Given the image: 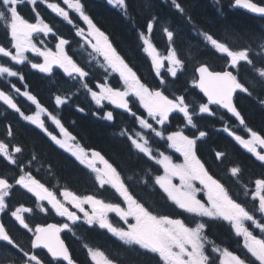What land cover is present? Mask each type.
<instances>
[{
  "label": "snow or ice",
  "instance_id": "snow-or-ice-1",
  "mask_svg": "<svg viewBox=\"0 0 264 264\" xmlns=\"http://www.w3.org/2000/svg\"><path fill=\"white\" fill-rule=\"evenodd\" d=\"M38 2L72 26L78 42L91 50V61L82 65L69 54L71 41L59 36L54 25L40 15ZM106 2L119 9L124 18L132 19L130 9L136 7V0ZM161 2L195 27L184 0ZM216 3L219 4L220 0H216ZM24 4L31 6L35 22H30L21 14L20 8ZM233 6L264 17V0H233ZM139 7L143 11H150L152 0H142ZM75 18L82 21L84 26L76 23ZM157 23L158 17L151 15L146 25L147 35L139 33L142 51L150 58L151 67L158 78L153 86L138 74V70L117 50L110 36L94 22L86 12L83 0H0V29L9 39L8 46L0 45V57L10 62H0V79L10 85V91L0 89V103L38 129L56 149L78 162L87 170L98 190H111L117 198L115 202H107L96 194L80 195L67 186L61 187L59 182L54 187L46 186L33 175L34 165L40 163L38 155L33 151L29 159L22 160L20 154L25 149L14 142L13 128L8 125L5 138L0 139V159L15 169L13 176L7 172L0 173V252H7L11 256L6 264H78L61 238L63 232L71 233L81 241L86 264H121L118 252L109 253L90 245L77 234L78 227L105 230L121 249L156 258L157 264H264V178L249 181L254 183V188H250L249 183L243 180V168L239 164L230 166L223 177L213 174L207 162L198 155V142L203 141L209 133L199 128L195 119L206 114L209 117L219 116L223 120L224 114H230L244 127L250 139L236 134L227 124L222 130L264 166V152L260 151L264 149V135L248 127L245 116L234 101L237 93L249 97L257 94L258 102L264 106V95H260L264 93V37L260 39L258 50L251 44L235 48L230 43L231 37L216 36L196 28V35L203 46L212 54L222 57L227 70H215L205 61H196L190 84L202 97L198 104H190L185 94L169 93V81L161 76L165 60L169 64L167 72L173 80L187 68L186 59L181 58L176 48L171 46L175 33L167 27L163 31L170 49L166 56L160 55L151 40ZM49 35L58 41L55 51L45 42L44 38ZM28 53L42 58V62H34ZM192 59L195 60L194 57ZM25 64L48 77L53 76L54 68L61 69L73 89L71 95L83 91L96 106L97 111L93 115L103 121L115 120L114 112L106 109L105 102L127 113L132 118L133 127H122L116 134L126 140L136 154L162 167L163 174H154L150 168H146L138 178L125 175L118 164L110 162L100 151L85 148L78 135L65 125L58 111L49 110L27 90L23 72L15 67ZM94 68L101 70V78L95 77ZM246 72L254 75L245 79L243 74ZM113 74L120 86L108 82ZM12 78H16L24 90L12 82ZM13 92L35 106V111L26 114L12 95ZM71 95H55V109L68 105ZM136 102L142 113L134 110L132 105ZM76 110L85 112L79 106ZM173 114L182 115V127L172 126L170 118ZM72 124L75 125V121ZM137 125L139 130L135 127ZM185 129H189V132L186 133ZM155 138L164 141L166 148L179 153L183 162H173L171 155L154 147L152 140ZM226 155L224 151H216L215 159L222 161ZM40 166L43 167L42 164ZM48 170L51 173L50 166ZM35 171H39V168H35ZM134 180L150 194H159L164 207L172 209V212L154 208L146 199L138 196L132 190L131 182ZM228 183L239 186V193L234 194ZM20 189L35 197L34 207L40 213L54 212L64 218L63 221L33 225L25 215L33 214V207L11 204L14 190ZM201 193H204V197L200 196ZM249 194L251 201H258V206L252 209L241 199V196L248 197ZM110 214L122 221V225L114 223ZM5 216L10 217L18 229L30 234L27 248L11 234V229L4 222ZM220 227H227L230 235L236 238L239 251L222 246L214 238L213 230ZM257 230L259 234H254ZM38 250H46L49 258L42 256ZM0 264L3 262L0 261Z\"/></svg>",
  "mask_w": 264,
  "mask_h": 264
},
{
  "label": "trees",
  "instance_id": "trees-1",
  "mask_svg": "<svg viewBox=\"0 0 264 264\" xmlns=\"http://www.w3.org/2000/svg\"><path fill=\"white\" fill-rule=\"evenodd\" d=\"M232 1L220 0V3L217 4L216 0H184L186 10L191 15L195 27L178 15L174 9L164 5L161 0H152L153 7L150 11L141 10L139 5L142 3V0H136V7L130 9L132 19L124 18L120 10L108 5L106 0H83V3L85 4L86 12L110 36L117 50L138 70V74L153 86L158 82V78L155 76V70L151 67L150 58L142 51L143 45L139 38V33L144 32L147 35L146 25L150 16H157L158 23L152 32V39L157 49L162 55H166L169 52L170 44L166 34L159 29V27L163 29L167 27L175 33L171 46L176 48L181 58L186 59L187 71L178 73L177 78L174 80L168 72L161 74L162 77H165L169 81L168 92L177 95L185 94L186 100L190 104H198L201 101L202 94L197 89H192L190 84L196 61H205L215 70H226L227 66L222 57L218 54H212V52L203 46L201 39L196 35V28L208 31L216 36L231 37L230 43L235 48H243L251 44L254 49L258 50L260 39L264 37V20L252 17L241 11L230 10ZM254 1L259 2V0ZM51 2H59V0H51ZM37 10L45 18L46 22H51L54 25L58 35H63L71 40L76 39L72 26L57 18L44 4L38 2ZM20 11L30 22H35V13L32 11L30 5H22ZM70 14L75 17V14ZM75 19L76 23L84 26L82 21H79L78 18ZM0 45H9L8 36L3 29H0ZM70 50L72 49L70 48ZM32 60L35 62L34 59ZM0 62L10 63L7 61V58L3 57H0ZM80 63L82 65L85 64L82 61ZM259 63V60H257L258 66ZM15 67L23 72L25 76L24 83L28 86L27 90L36 95L49 110L58 111L65 125L69 127L70 131L78 135L80 143L85 148L100 151L110 162L118 164L125 175H132L138 178L143 175V170L146 168H150L154 174H163L162 167L136 154L130 148L129 143L116 134L122 127H133L132 118L127 113L106 105L107 110L114 112L115 120L113 122L103 121L93 115V112L97 111V109L86 95L82 102H87L77 103L76 101H70L68 105L57 110L54 104L55 95H71L73 91L70 83H67L68 80L66 81V76L57 71L53 74V79H46L39 73L33 72L29 66L22 68L19 66ZM243 75L245 79H248L254 74L246 72ZM1 80L0 88L7 90L8 87L4 85L5 80ZM12 82H15L18 87L24 90L23 85L16 78H12ZM256 95L254 94L253 97H249L246 94H238L236 104L245 116L248 127L264 135V106H261L258 102ZM260 95H264V93H260ZM77 106L83 107L85 112L81 113L77 111ZM132 106L134 110H138L140 113L143 112L139 108L138 102ZM31 113L33 112H29V114ZM9 115L7 123H4L0 119V132L2 133L0 139L5 138L6 127L7 125H11L14 132V142L22 145L25 149L20 154L21 159H29L33 151L39 157L40 163L34 165L33 168V175L37 179H40L41 182L49 187H54L59 182L61 187L67 186L77 194H96L107 202L116 201L117 198L111 190H98V187L87 174V170L79 166L78 162H74L68 158L66 153H62L61 150L56 149L38 129L21 120L18 114L9 113ZM170 119L173 127L183 126L184 122L181 114H173ZM195 119L198 127L209 133L203 141L198 142V155L202 160L207 162V166L213 174L223 177L230 166L239 164L243 168L242 175L245 183L254 181L257 178H264V166L222 130L225 124H227L236 134L247 138L248 133L243 126H240L228 114H224L223 120L219 116L209 117L206 114ZM72 121H75V125L72 124ZM135 127L139 130L138 125ZM185 131L188 133L189 129H185ZM152 143L154 147H159L161 151H165L166 154L171 155L177 161L178 155L174 150L166 148L164 141L155 138L152 140ZM216 151H224L227 155L222 161H217L215 159ZM49 166L51 167V173L48 170ZM35 168H39V171H35ZM4 172H7L9 176H13L15 169L14 166H7L6 162L0 159V173ZM52 173L55 175L53 176ZM131 183L132 190L142 199H146L154 208L172 212V209L164 207V201L160 199L159 194H150L142 185L136 183L135 180ZM228 186L234 194L239 193V186L231 183H228ZM249 187L254 188V183H249ZM15 198V195L11 197V199ZM241 199L249 209L258 206V201H251L250 194L248 197L241 196ZM34 202V197L29 193L22 189L17 190V206L25 205L35 208ZM172 214L175 215V213ZM40 216L42 214L37 215V217ZM49 217L51 216L38 218L36 220L38 221L37 224H44L48 221L47 218ZM84 229L85 231L80 235L90 245L98 246L109 253L118 252L121 264H157L156 258L144 257L121 249L113 239L105 235V233L99 234L97 229ZM216 230L217 232H213V236L221 244L233 245L236 242V238L230 235L227 227H220ZM255 234H259L258 230ZM105 243L111 244L110 248L112 252H110ZM78 248H80V245H78ZM71 250L74 252L72 247ZM84 253L80 250L77 255L80 264H86Z\"/></svg>",
  "mask_w": 264,
  "mask_h": 264
},
{
  "label": "flooded vegetation",
  "instance_id": "flooded-vegetation-1",
  "mask_svg": "<svg viewBox=\"0 0 264 264\" xmlns=\"http://www.w3.org/2000/svg\"><path fill=\"white\" fill-rule=\"evenodd\" d=\"M57 18H59V17H57ZM59 19L61 20V18H59ZM59 36H63V35H59ZM63 37L66 38V39H68L65 36H63ZM74 37L76 39H72V40L69 39L71 41L70 45L68 46L69 54L73 55L74 59H77L78 62H80V59H78V53H79V49L78 48H79V46H82V45H81V43L78 42L79 41V38L76 37L75 35H74ZM34 39H35V37H34ZM44 39H45V42L47 43V45L49 47H51L53 49V51H55V44L58 42L57 39L55 37L51 36V35H49L47 38H44ZM54 40H56V41L54 42ZM70 48L72 50H70ZM25 66H29L30 67V65H28V64H25ZM31 70L33 72L39 73L35 69H32L31 68ZM57 71H59V72H61L63 74V71L61 69H58V68H54L53 74L55 72H57ZM39 74L41 76H43L44 78H46V79H53V77H48L46 74H43V73H39ZM114 78L115 79L111 80V85H113V86H120V82L118 81V78L116 76H114ZM67 80H68V78L66 77V81ZM67 83L69 84V81H67ZM66 90H69V89H66ZM69 91H71V90H69ZM12 95L15 97V99L18 102V104L21 106L22 110L25 111L26 114H29V112H30L29 110H27V107H29L32 110V112L35 111V106L31 105L30 102H27L23 97L18 96L15 93H12ZM84 98H85V94H84L83 91H81L78 95H71L70 101H73V102L76 101L77 103H81L84 100ZM88 98L90 99V97H88ZM90 102L95 106L94 102H92L91 99H90ZM82 103H84V102H82ZM9 113H12V111L10 109H7L6 106L1 103L0 104V119H2V121H4V123H7L8 119H9V116H10ZM1 135H2V133L0 132V136ZM14 195L16 196V198L15 199H11L10 198V200H11V204L13 206H16L17 207V190H14ZM110 218L113 219V222L114 223H117V219L118 218L114 217V214H110ZM3 219H4V222H5L6 226L11 229V234L14 236V238L17 239V225L15 224V222L10 217H8V216L3 217ZM63 219L64 218L55 215V213L53 212L52 215H51V217L47 218L48 221L45 222L44 224H41V225H45V224H49V223H57L58 224V223L62 222ZM30 221H32L35 224H37V222H38V221H35V220H32V219H30ZM216 229H214L213 232H215V231L217 232ZM76 231H77V234L80 235L82 232L85 231V229H84V227H78L76 229ZM97 231L99 232V234L105 233V235H107L108 237H110V235L107 234L105 232V230H100V229L97 228ZM29 236H30V234H28V242H26L24 239H22V242H20L21 244L24 245L25 248L28 247V244H29ZM61 238L69 246V249L72 252L74 258L78 261L79 259L77 258V255H78L79 251L81 250L83 253L85 252L84 249L81 247V241L78 240L76 237H74L71 233H68V232L61 233ZM111 239H113V238H111ZM105 244L108 246L110 252H112L111 251V248H110V245L111 244L110 243H105ZM78 245H80V248H78ZM222 246H227V247H229L230 250L239 251V246L237 245L236 242L233 243V245H230V244H228V245L227 244H222ZM71 247L73 248L74 252L71 250ZM38 251H40L41 252V255L42 256H45V258H49V257L46 256V252L44 250H38ZM75 251H76V255H75ZM9 259H11V256H10L9 253H7V252H0V261H2L3 264H6V262ZM53 264H55V262H53ZM78 264H80V263L78 262Z\"/></svg>",
  "mask_w": 264,
  "mask_h": 264
},
{
  "label": "rangeland",
  "instance_id": "rangeland-1",
  "mask_svg": "<svg viewBox=\"0 0 264 264\" xmlns=\"http://www.w3.org/2000/svg\"><path fill=\"white\" fill-rule=\"evenodd\" d=\"M82 45V44H81ZM82 49L84 50V54L82 55V57H80V53H78V59H80V60H84V61H91V56L89 55V53H90V49H85L84 48V46L82 45ZM167 55V54H166ZM166 55H161V56H166ZM41 60H42V58H40ZM93 64H94V62H93ZM169 67V64H168V62L165 60L164 61V67L161 69V74L162 73H166L167 72V68ZM95 70V69H94ZM100 73H102L99 69H97ZM260 151H262V152H264V149H260ZM176 153V152H175ZM177 155H179V158L177 159V161L176 160H174V158H172L173 159V162H175V163H182L183 162V157H181L180 156V154L179 153H176ZM174 182H176V183H178V181H174ZM200 196H201V194H200ZM85 207H87V206H85Z\"/></svg>",
  "mask_w": 264,
  "mask_h": 264
},
{
  "label": "water",
  "instance_id": "water-1",
  "mask_svg": "<svg viewBox=\"0 0 264 264\" xmlns=\"http://www.w3.org/2000/svg\"><path fill=\"white\" fill-rule=\"evenodd\" d=\"M235 8H236V9H239V10H242V11H244V12L250 14V15H253V16H255V17H259V18H263V19H264V17H261V16H259L258 14L250 13V12L247 11L246 9H242V8H240V7H236V6H235ZM235 97H236V96H235ZM235 97H234V101H235Z\"/></svg>",
  "mask_w": 264,
  "mask_h": 264
},
{
  "label": "bare ground",
  "instance_id": "bare-ground-1",
  "mask_svg": "<svg viewBox=\"0 0 264 264\" xmlns=\"http://www.w3.org/2000/svg\"><path fill=\"white\" fill-rule=\"evenodd\" d=\"M229 9L232 10V11H239V10H237V9L235 8V6H233V1H232V3L230 4V8H229ZM159 29L163 31V28L159 27ZM85 102H87V101H85ZM85 102H84V103H85ZM7 126H8V125H7Z\"/></svg>",
  "mask_w": 264,
  "mask_h": 264
}]
</instances>
